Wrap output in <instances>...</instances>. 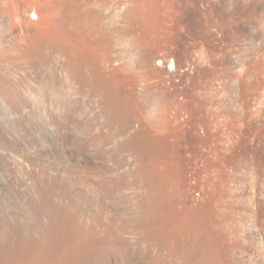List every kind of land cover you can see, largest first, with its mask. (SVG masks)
Returning <instances> with one entry per match:
<instances>
[{
	"label": "rangeland",
	"instance_id": "obj_1",
	"mask_svg": "<svg viewBox=\"0 0 264 264\" xmlns=\"http://www.w3.org/2000/svg\"><path fill=\"white\" fill-rule=\"evenodd\" d=\"M0 79L8 263L264 264V0H0Z\"/></svg>",
	"mask_w": 264,
	"mask_h": 264
},
{
	"label": "bare ground",
	"instance_id": "obj_2",
	"mask_svg": "<svg viewBox=\"0 0 264 264\" xmlns=\"http://www.w3.org/2000/svg\"><path fill=\"white\" fill-rule=\"evenodd\" d=\"M33 14H31V16H32ZM34 18V17H33ZM225 25V24H224ZM38 35V34H37ZM36 35V36H37ZM42 35V34H41ZM41 35H39V36H41ZM44 35V34H43ZM33 36V35H32ZM38 36V37H39ZM34 37V36H33ZM45 37V36H44ZM36 39V38H35ZM34 39V40H35ZM38 39V38H37ZM46 39V38H45ZM44 38H43V40H45ZM47 42V41H46ZM240 55H241V53H239ZM237 56H238V54H237ZM244 56V55H243ZM234 57H232V59H233ZM244 59V58H243ZM234 60H236L235 58H234ZM240 61H241V58H239V59H237L236 60V62L238 63V67H239V64H240ZM235 62V63H236ZM157 64H161V61H158L157 62ZM232 65H234V63L232 64ZM237 66H235L234 65V67H237ZM241 66V65H240ZM247 70V69H246ZM12 84H10V83H8V81H3V80H1L0 79V96H1V98H4L5 99V101L11 106V109L13 110V112L14 111H16L17 110V106H19V104L20 103H23V100L22 99H17L16 97H15V93H14V90L15 89H13L14 87L13 86H11ZM148 90H150L151 91V89H148ZM147 92H149V91H147ZM151 94V93H150ZM149 94V95H150ZM154 94V93H153ZM152 95V94H151ZM150 95V96H151ZM155 95V94H154ZM147 97V96H146ZM22 101V102H21ZM20 107V106H19ZM113 109V108H112ZM115 109V108H114ZM117 111V110H116ZM110 112V111H109ZM115 112V111H114ZM80 146V145H79ZM71 150V149H70ZM73 150V149H72ZM71 152V151H70ZM48 181V180H47ZM58 181V180H57ZM43 186H42V192L45 194V200H46V202L47 203H49V205L51 206V209L52 208H54L53 206L54 205H52V203H51V195H52V193L57 189L56 188V186L54 185V184H52V183H46V184H42ZM54 210V209H53ZM55 211L56 212H52L53 213V215H52V217H53V221H52V223H51V225L47 228V231L45 230L44 232L45 233H43V234H46L45 236H44V238H45V240L47 239V238H49V237H51V238H55L57 235H59L60 233H63V234H68V236L70 235V236H72V237H74L77 241H78V245L80 246V242L79 241H81L82 242V244L84 243V245L87 243V244H89L90 242L92 243V239H93V236H94V233H95V231H94V229H92L91 227L90 228H86V227H83V226H80L79 224H78V222H77V218H76V214L75 213H69V212H67V210H64V209H62V208H60V209H57V208H55ZM71 212V211H70ZM138 214V213H137ZM138 218V217H137ZM99 220H100V217L98 216H96V218L94 217V221L93 222H95L94 224H97L98 222H99ZM137 220V219H136ZM135 220V221H136ZM134 221V222H135ZM138 221V220H137ZM134 224V223H133ZM132 224V225H133ZM95 226V225H94ZM135 226H136V224H135ZM134 226V227H135ZM132 227V226H131ZM130 230H131V228H130ZM17 230H14V229H12L11 227H9L8 225H7V223H5L4 221H0V264H11V263H8L7 262V258H10V260L9 261H12V256L11 255H15V254H17V251H18V253L20 252V250H21V252H22V250L24 251V253H26L25 251H26V247H27V245H28V243H27V241H26V237H24L25 238V241H26V243H27V245H25L24 243V241L23 242H20V241H17L16 240V237L17 238H21V240L23 239L22 237V232H21V235L19 234V233H17L16 232ZM22 236V237H21ZM47 237V238H46ZM72 237H71V239H72ZM27 239H29V238H27ZM74 239V240H75ZM24 240V239H23ZM44 240V241H45ZM73 240V239H72ZM71 240V241H72ZM75 240V241H76ZM31 241V240H30ZM74 242V241H73ZM20 243V244H19ZM21 243H22V245H21ZM31 243H32V241H31ZM72 243V242H71ZM75 243V242H74ZM90 243V244H91ZM30 244V243H29ZM76 244V243H75ZM81 244V245H82ZM89 244V245H90ZM32 245H33V243H32ZM32 245H28V246H32ZM74 245V244H73ZM72 245V246H73ZM89 245H88V247H89ZM79 246L77 247L78 249H79ZM83 246V245H82ZM82 246H81V249H82ZM92 246V245H91ZM74 247L75 246H73V247H70V249L72 248V249H74ZM29 248V247H28ZM84 248V247H83ZM86 249H87V247H86ZM91 249V248H90ZM77 250V249H76ZM75 250V251H76ZM80 250V249H79ZM81 251V250H80ZM85 250H83V252H84ZM90 251V250H89ZM40 252V251H39ZM39 252H37V257L39 256ZM82 252V253H83ZM88 252V251H87ZM91 252V251H90ZM97 252V251H96ZM81 253V252H80ZM79 253V254H80ZM23 254V252L21 253V255ZM41 254V253H40ZM18 255V254H17ZM20 255V254H19ZM95 255H97L96 253H95ZM35 256H36V254H35ZM42 256H43V254H42ZM40 257V256H39ZM84 257V256H83ZM95 257V256H94ZM93 254H90V256L89 257H87L88 258V261H86L85 262V264H92L93 263ZM41 258V257H40ZM86 258V257H85ZM86 258V259H87ZM35 259V260H34ZM34 259H32L31 258V260H34L33 262H30V260H29V263H26V264H41V263H39L37 260H36V258L34 257ZM81 259V258H80ZM79 259V262L80 263H82L81 262V260L83 261V259H81L80 260ZM85 259V260H86ZM96 259V258H95ZM38 263H37V262ZM42 261V260H41ZM40 261V262H41ZM78 262V261H77ZM76 262V263H77ZM16 263V262H15ZM79 263V264H80ZM17 264V263H16ZM82 264H84V263H82Z\"/></svg>",
	"mask_w": 264,
	"mask_h": 264
},
{
	"label": "built area",
	"instance_id": "obj_3",
	"mask_svg": "<svg viewBox=\"0 0 264 264\" xmlns=\"http://www.w3.org/2000/svg\"><path fill=\"white\" fill-rule=\"evenodd\" d=\"M165 67L169 74L172 75L175 74L177 66H176V62L172 58L166 61ZM195 68H196V63L191 62L184 68H180L178 71H180V73L189 72L190 74H192L195 71ZM178 118L181 124L183 125L188 124V117L185 112H181ZM196 195L199 196V193H197Z\"/></svg>",
	"mask_w": 264,
	"mask_h": 264
}]
</instances>
